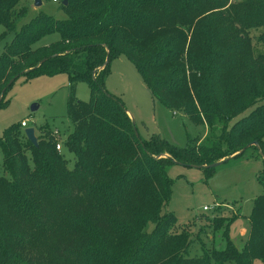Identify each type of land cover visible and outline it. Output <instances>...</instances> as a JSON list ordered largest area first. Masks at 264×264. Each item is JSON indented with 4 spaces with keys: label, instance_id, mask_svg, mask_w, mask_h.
I'll list each match as a JSON object with an SVG mask.
<instances>
[{
    "label": "trees",
    "instance_id": "1",
    "mask_svg": "<svg viewBox=\"0 0 264 264\" xmlns=\"http://www.w3.org/2000/svg\"><path fill=\"white\" fill-rule=\"evenodd\" d=\"M57 1L64 18L38 12L17 31L26 11L14 10L17 0H0L1 38L12 35L0 56V106L16 76L67 73L65 147L74 156L69 168L52 137L39 135L33 146L17 127L5 129L0 264H264V33L258 54L249 36L264 26V0H237L227 8L228 0ZM52 34L56 41L40 44ZM118 56L131 62L153 99L216 133L215 143L192 139L179 148L155 135L142 141L123 104L103 87L108 63ZM80 80L88 102L75 96ZM253 142L257 147H247ZM250 150L263 166L248 233L238 245L228 237L235 218L204 216L219 239L206 249L203 229L195 235L188 225L178 230L165 210L166 167L207 166ZM201 170L207 175L214 168ZM59 207L69 211L66 217L53 216ZM197 243L200 254L191 256Z\"/></svg>",
    "mask_w": 264,
    "mask_h": 264
},
{
    "label": "rangeland",
    "instance_id": "2",
    "mask_svg": "<svg viewBox=\"0 0 264 264\" xmlns=\"http://www.w3.org/2000/svg\"><path fill=\"white\" fill-rule=\"evenodd\" d=\"M236 1L228 0L225 8ZM41 2V6L36 8L33 6V0H17L14 10L26 11L25 18L15 28L17 31L22 24L29 21L38 12L56 20L64 18L58 1L41 0ZM2 32L3 27L0 26V56L5 44L10 43L12 38V35L1 38ZM263 33L264 26L249 30L254 54L263 52L262 46L257 43L258 37ZM57 39L58 36L52 34L44 37L40 44H47ZM235 70L236 68L233 67L230 73L233 74ZM237 85L241 86L242 82L239 81ZM103 87L108 94L118 98L123 104L134 125L135 134L142 141L155 135L179 148H184L192 139H198L207 145L215 143L213 137L217 135L216 133L207 134L204 125L192 124L183 114L173 113L159 101L153 99L137 71L125 56L110 59ZM69 91V77L65 72L52 76L38 75L30 80L23 77L15 80L4 94L0 106V138L5 129L12 126L17 127L21 133H24L26 128H32L36 137L39 135L44 138L52 137L60 144V155L67 161L70 168L74 156L65 147V141L71 133V126L66 118ZM75 96L80 101H89L90 95L85 81L80 80L76 83ZM32 105H37V110L32 112L30 110ZM251 110H246L241 117L247 115ZM237 120L238 118L234 119L230 126ZM21 122H25L27 127L19 128ZM42 126L47 128L43 133L38 130ZM255 155L250 150L244 156L229 160L214 168L207 175L205 171L194 167L175 164L167 166L166 173L171 180V188L170 199L165 210L175 216L176 228L179 230V228L188 225L190 234L193 235L203 229L199 239L207 249L211 244L212 247L217 244L219 239L211 237V223L204 216L211 218L213 213L221 214L225 217L235 218L229 226L228 237L236 244L242 245L249 230L248 216L252 201L262 192L256 176L262 170L263 165L261 159L254 158ZM166 156L167 154H162L158 158H166ZM0 172L3 173L1 149ZM219 206L222 208H215ZM204 207L208 210L203 211ZM215 209L218 210L214 212ZM68 213L69 211L64 207H59L53 216L64 218ZM63 214L66 215L63 216ZM71 220L69 219V221ZM178 230H174V233H177ZM112 243L117 244L116 237H113ZM94 245H96V241ZM199 254L200 247L197 243L191 247L190 255L197 256ZM254 264H259V262L255 261Z\"/></svg>",
    "mask_w": 264,
    "mask_h": 264
},
{
    "label": "water",
    "instance_id": "3",
    "mask_svg": "<svg viewBox=\"0 0 264 264\" xmlns=\"http://www.w3.org/2000/svg\"><path fill=\"white\" fill-rule=\"evenodd\" d=\"M62 3H63V4H66V0H63ZM41 4H42L41 0H33V6H34V7L39 8V7L41 6ZM106 63H107V60H106ZM99 70H100V69H99ZM17 78H18L17 76L14 77V78H12V79L8 82L6 88L9 87V86H10V85H11V84H12ZM30 110H31L32 112L35 111V110H37V105H32V106L30 107ZM132 124H133V123H132ZM24 136L26 137V139H27V140H28L33 146H36V145H37V137L35 136L34 131H33L32 128H27V129H25V130H24ZM250 146H255V147H257V143H256V142H253V143L249 144L247 147H250ZM247 147H246V148H247ZM246 148H244L243 150L239 151V152L236 153L235 155L242 153V151H244ZM235 155H232V156H230V157H228V158L222 159V160H220V161H217V162L212 163V164L207 165V166L205 165V166H190V167H194V168H198V169H202V168H216V167L220 166L221 164H224V163H225L226 161H228L229 159L233 158ZM166 157H167V156H166ZM179 165H180V164H179ZM180 166H181V165H180Z\"/></svg>",
    "mask_w": 264,
    "mask_h": 264
},
{
    "label": "built area",
    "instance_id": "4",
    "mask_svg": "<svg viewBox=\"0 0 264 264\" xmlns=\"http://www.w3.org/2000/svg\"><path fill=\"white\" fill-rule=\"evenodd\" d=\"M54 2H57V0H53ZM20 126L22 127V128H26L27 127V124L25 123V122H21L20 123ZM55 149L58 151V152H60V150H61V146H60V144L58 143V142H56V144H55ZM208 209L206 208V207H204L203 208V211H207Z\"/></svg>",
    "mask_w": 264,
    "mask_h": 264
},
{
    "label": "bare ground",
    "instance_id": "5",
    "mask_svg": "<svg viewBox=\"0 0 264 264\" xmlns=\"http://www.w3.org/2000/svg\"><path fill=\"white\" fill-rule=\"evenodd\" d=\"M27 129V128H26Z\"/></svg>",
    "mask_w": 264,
    "mask_h": 264
}]
</instances>
